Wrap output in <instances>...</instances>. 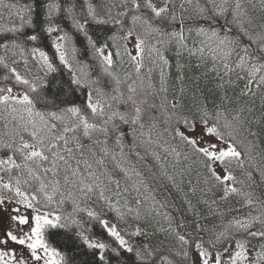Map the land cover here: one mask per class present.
<instances>
[{"label": "snow or ice", "instance_id": "snow-or-ice-1", "mask_svg": "<svg viewBox=\"0 0 264 264\" xmlns=\"http://www.w3.org/2000/svg\"><path fill=\"white\" fill-rule=\"evenodd\" d=\"M5 11L0 264H264V0H0ZM185 54L203 69L190 99Z\"/></svg>", "mask_w": 264, "mask_h": 264}, {"label": "trees", "instance_id": "trees-1", "mask_svg": "<svg viewBox=\"0 0 264 264\" xmlns=\"http://www.w3.org/2000/svg\"><path fill=\"white\" fill-rule=\"evenodd\" d=\"M10 2H18L20 4H24V3H28V0H10ZM13 21L16 22V23H19V21L14 17L13 18ZM0 23H4V24H9V20L7 19V12L5 11V19L3 21H0ZM49 40L48 39H45L42 43V46L45 48L46 51H49L50 54H51V49L49 47ZM81 45H78V47H80ZM175 45L171 46L169 48V50L165 53L166 56H168V58L173 62V67L170 69V75H169V91H170V94L173 90L175 89H178L179 88V83L176 81V76H177V72H176V69H175ZM181 62L184 63V64H189L191 63L192 65V68L190 70H187L186 69V72H185V83L189 86V96H188V99H190V96H191V91L197 86V82L194 80V79H191V77L193 76H198L200 74V72L203 71V69H196L194 66H195V63H196V60L195 58H189L186 54L181 58ZM58 63V61H57ZM151 66V63L147 57V55L145 56V69L142 70L143 71V74L145 75V79H146V82H147V67H150ZM121 76L123 77V75L125 73H134V68L133 66L128 62V58L125 56L124 57V63L122 65H118V69H117ZM96 72L99 71V69L97 68L95 70ZM61 72L63 73V79L66 81L67 78H68V73L66 70H63L61 69ZM95 74V72L93 73ZM158 70H154L153 73H152V79H153V82H158ZM59 78V77H57ZM208 80H209V83L207 84V88H211L213 87V83L214 81L211 80V76L208 77ZM199 87L200 88H205V78H201L200 81H199ZM71 99L75 102V103H83V100H84V96L83 94L81 93H74L73 96L71 97ZM153 114H157V113H153ZM238 176L240 175V172L239 170H237V173H236ZM195 174H193V182H195ZM187 191V189H185ZM199 195V194H198ZM159 198V197H158ZM173 199L176 200V203L179 205L180 204V200L178 198V194H174V196L172 197ZM195 197L193 198V202H195ZM235 206H238L236 205L235 203V198H233L230 202L226 203V204H223L221 205L222 208H228V207H235ZM65 211H71V207L70 206H66L65 207ZM84 219H87L86 216L83 217ZM190 218V217H189ZM218 222V221H217ZM150 231L152 229H149ZM93 231L94 233L97 235V236H103L104 239H108L106 234H104L101 229H100V226L98 224L94 225L93 227ZM68 236L69 234L68 233H65V232H53L50 234V240L57 246V247H60L61 250L63 251H67L69 253V255H72L74 252L77 251V247L78 245L76 243H74L72 240L68 239ZM160 235L157 234L156 237L152 238V243L153 244H156L158 243L159 239H160ZM76 259H81L82 257L80 255H76L75 257Z\"/></svg>", "mask_w": 264, "mask_h": 264}, {"label": "rangeland", "instance_id": "rangeland-1", "mask_svg": "<svg viewBox=\"0 0 264 264\" xmlns=\"http://www.w3.org/2000/svg\"><path fill=\"white\" fill-rule=\"evenodd\" d=\"M129 49L133 51V54H135L134 49L132 48V43H129Z\"/></svg>", "mask_w": 264, "mask_h": 264}]
</instances>
